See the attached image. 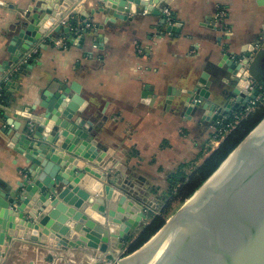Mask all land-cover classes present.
<instances>
[{"label": "water", "instance_id": "water-1", "mask_svg": "<svg viewBox=\"0 0 264 264\" xmlns=\"http://www.w3.org/2000/svg\"><path fill=\"white\" fill-rule=\"evenodd\" d=\"M77 1L37 0L16 22L13 53L0 72L21 63L45 37L62 32L68 44H81L75 16L82 22L89 12L102 13L112 22L145 13L162 16V24L167 20L168 0H96L98 7L89 12ZM65 13L71 16L68 25ZM263 43L224 57L226 91H214L205 74L187 84L177 95L186 114L195 108L202 120L221 122L263 96ZM40 106L10 139L26 165L12 187L0 186V264L14 239L53 249L85 248L108 254L116 264H264V123L255 131L264 118L146 243L123 256V246L149 224L145 201L129 194L130 173L109 163L77 87H60Z\"/></svg>", "mask_w": 264, "mask_h": 264}, {"label": "crops", "instance_id": "crops-1", "mask_svg": "<svg viewBox=\"0 0 264 264\" xmlns=\"http://www.w3.org/2000/svg\"><path fill=\"white\" fill-rule=\"evenodd\" d=\"M36 2L0 0L1 69L13 53L10 42L16 22ZM167 2L164 10L171 18L162 24V16L145 13L111 22L102 13L89 12L98 7L96 0H78L77 5L89 12L88 20L72 18L78 24L75 32L83 37L81 44H68L62 32L45 37L21 63L0 72L4 93L0 186L12 187L26 165L13 150L11 137L42 111L40 103L60 87L79 89L86 105L83 114L94 121L95 140L107 149L109 163L119 167L121 174L130 173L129 194L139 201L148 204L165 197L175 178L190 176L203 163L219 144L214 138L227 131V116L218 122L211 117L202 120L195 108L186 114L177 95L202 74L215 85L214 91H226L229 74L224 57L234 58L242 48L264 41V0ZM65 17L68 25L71 16L65 13ZM167 25L176 30L166 31ZM260 64L264 70V58ZM14 240L2 264H47L54 258L52 253L66 257L64 249L49 244Z\"/></svg>", "mask_w": 264, "mask_h": 264}, {"label": "trees", "instance_id": "trees-1", "mask_svg": "<svg viewBox=\"0 0 264 264\" xmlns=\"http://www.w3.org/2000/svg\"><path fill=\"white\" fill-rule=\"evenodd\" d=\"M4 93L0 92V101L3 103ZM238 114V113H237ZM264 118V107L262 104L257 105L256 109L246 116H243L235 123L234 117L224 123L227 134L223 133L214 138L218 141V146L210 152L203 163L196 168L190 175L181 174L171 182L169 189L170 200L178 201L183 204L199 187L207 180V178L219 167L224 159L233 151V149L258 125ZM232 125L233 127H228ZM225 133V132H224ZM223 135V136H222ZM166 198V197H165ZM166 219L162 216H153L148 225L144 227L140 235L130 244L126 254H129L144 243H146L165 223Z\"/></svg>", "mask_w": 264, "mask_h": 264}, {"label": "rangeland", "instance_id": "rangeland-1", "mask_svg": "<svg viewBox=\"0 0 264 264\" xmlns=\"http://www.w3.org/2000/svg\"><path fill=\"white\" fill-rule=\"evenodd\" d=\"M262 106L264 107V101L262 103ZM228 131L229 130H227L224 134H227ZM165 197L157 198L158 201L155 202L151 201L149 203L147 202L148 204H144L146 207L145 210H147L146 213L147 215H149V219L145 222V224L150 222L151 217L153 216H162L164 219L167 220L181 207L182 204H180V202L178 201H172L168 203V201L170 200L169 194L165 195ZM144 226L145 225H143V227H141V229L138 232L133 234L131 240H134L136 237L140 235ZM129 246L130 243L128 242L125 246H123L122 249L123 251H121L120 254H122L123 256L126 255V251ZM78 249L84 251L82 252L80 251V253H76L78 254L76 255L73 252L64 249L65 250L64 252L66 253L65 255H62V256H66L64 258L57 256L55 257L56 254L52 253L54 258L47 259L46 263L47 264H116V262L108 254L100 256V253L97 252V254L91 255L88 252L90 250L87 251V249L85 248H77V250ZM93 253H96V251H93ZM113 255L116 258L118 257V253H113Z\"/></svg>", "mask_w": 264, "mask_h": 264}, {"label": "built area", "instance_id": "built-area-1", "mask_svg": "<svg viewBox=\"0 0 264 264\" xmlns=\"http://www.w3.org/2000/svg\"><path fill=\"white\" fill-rule=\"evenodd\" d=\"M163 13H164V16L168 19V20H170V18H171V15H170V12H169V10H164L163 11ZM222 12H220L219 13V15L220 16H222ZM253 86L251 87V89L253 90ZM263 101H264V95L263 96H259V97H257L255 100H253V101H250L248 104H247V106L245 107V109L244 110H242V111H240L238 114H235L233 117H234V120H235V123L237 122V120H239L240 118H242L243 116H246V115H248L249 113H251V112H253L255 109H256V107H257V105H259V104H262L263 103ZM228 127H233L232 125H228Z\"/></svg>", "mask_w": 264, "mask_h": 264}, {"label": "bare ground", "instance_id": "bare-ground-1", "mask_svg": "<svg viewBox=\"0 0 264 264\" xmlns=\"http://www.w3.org/2000/svg\"><path fill=\"white\" fill-rule=\"evenodd\" d=\"M263 123H264V121H263V122H262V123L256 128V129H255V131H256V130H257V129H258ZM255 131H253V132H255ZM253 132H252V133H253ZM238 149H239V148H238ZM238 149H237V150H238ZM237 150H235L230 156H232ZM230 156H229V157H230Z\"/></svg>", "mask_w": 264, "mask_h": 264}]
</instances>
